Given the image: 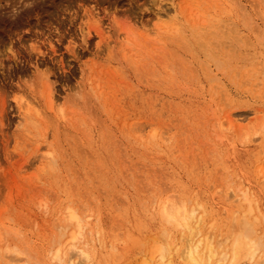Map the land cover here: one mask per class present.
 <instances>
[{"label": "rangeland", "instance_id": "1", "mask_svg": "<svg viewBox=\"0 0 264 264\" xmlns=\"http://www.w3.org/2000/svg\"><path fill=\"white\" fill-rule=\"evenodd\" d=\"M262 174L264 0H0V264H141L171 195L260 238Z\"/></svg>", "mask_w": 264, "mask_h": 264}, {"label": "bare ground", "instance_id": "2", "mask_svg": "<svg viewBox=\"0 0 264 264\" xmlns=\"http://www.w3.org/2000/svg\"><path fill=\"white\" fill-rule=\"evenodd\" d=\"M51 93L52 91L50 90L47 96L49 98L51 106H53V94ZM227 116L229 115H226V118H229ZM227 120L228 119H226V121ZM36 149H39V147H36ZM49 159H52L51 156ZM242 197V201L249 200L247 199L246 191L244 192ZM160 206L161 213L165 221L169 224L171 223L173 226L177 227L180 230L182 239L180 243L181 245L177 247V243L175 241H171L170 237L167 235L166 238L164 237V240H162V242H159L154 246V249L152 250V252H150L149 257H145L142 260L143 263L141 264H153V261H156L157 264H169L172 250H178L180 247L181 249L179 251V254L182 257L184 264H236L239 259L247 257L253 259L256 255L264 253V235L260 238L256 235L254 225L246 217V215H241L243 217H241L242 221L240 222H238L235 218L237 222L234 223L235 220L232 222L234 223V225H231L233 226L232 229H230L229 233H227V236L225 235L226 237L224 236L225 238L223 237L225 240H221L223 242L222 244L225 243L224 241L228 240V242L226 245L224 244L223 248L220 249V247H218V245L216 246V244L212 241V235L209 234L208 229L203 226V224L205 223V211L203 208L201 210H198V206H189L183 198H178V196L175 198L173 195L166 196L165 199L161 202ZM248 209L249 210L247 211L250 212L252 208ZM67 219L69 223L67 222L61 227L62 231L60 232L59 236H61L60 238H63V236L69 233L63 243L70 244L72 247L75 246L74 242L77 239L78 235L82 233V228L85 225H83V223L81 222L79 214L70 209L67 213ZM73 222H75L74 224L76 227L74 230L70 228V225ZM217 248L219 251L217 250ZM7 251L12 250L7 249ZM13 252L18 254L19 252L23 251L13 250ZM76 252L78 253L79 257H89L88 252L83 248H76ZM72 256V254L67 255V252L65 250L63 251L61 243L54 249L52 253V259L56 260V263H82V260L78 258L74 259ZM261 258L262 259H260L258 263L264 264V256ZM6 262L9 261L6 260Z\"/></svg>", "mask_w": 264, "mask_h": 264}]
</instances>
